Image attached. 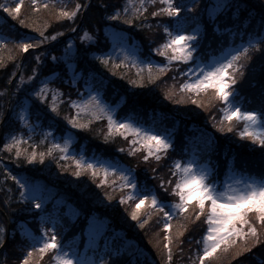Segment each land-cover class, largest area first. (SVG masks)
Wrapping results in <instances>:
<instances>
[{"label":"trees","instance_id":"16d2710c","mask_svg":"<svg viewBox=\"0 0 264 264\" xmlns=\"http://www.w3.org/2000/svg\"><path fill=\"white\" fill-rule=\"evenodd\" d=\"M3 2L5 0H0V3ZM87 2L88 0H79L82 5H86ZM76 3L77 0H38L37 4H33L32 0H25L21 7L20 16L15 19L0 10V40L4 41V44L0 45V58H2L0 59V112L8 117L6 123H1L0 141L4 140L5 135L10 130L16 134L25 129L22 126L24 123L20 119V114L22 113L21 110L27 107L31 111L29 118L33 119L38 128L48 129L49 125L53 124L52 129L57 134L72 132L77 139L76 146L78 148L83 146L87 154L128 164L135 169L138 183L143 184L146 178L148 187L155 188L159 199L170 201L176 198L170 191L165 193L160 188V179H175L171 176L174 161L178 159L185 161L196 152L202 160H206V163L211 166V172L219 182H224L228 175L235 173L259 176L260 173L264 172V154L257 147V151L254 152L250 146L251 143L248 141L242 142V138L238 136H233L230 133H219L213 128V124L219 123L221 118V113L217 108L209 105L206 101H203L205 107L200 108L198 104L193 103V99L190 97L185 101L189 105L184 107L175 105L172 99L169 100L165 96L167 90L165 83L168 78H159L155 84L148 83L140 88L129 84L128 79H139L140 76H144L147 80L148 73L147 71L140 72L138 75L130 64L127 68L122 65L116 69L117 72L124 73L123 77L114 75L102 67L99 72L93 70L98 62L91 59V52H95L97 48H103L105 43L111 47V38L107 41L104 39L106 35L110 36L109 29L130 30L132 41H137L142 44V47L145 41L150 40V38L152 43L155 41V44L158 45L166 39V36L162 34V25L167 22V18L151 17L150 12L155 9L149 8V13L146 14L148 15L146 23L151 24V28L140 29L123 25L121 29L117 28L116 24H122V21L113 22L108 20V17L113 15L115 8H120L121 5L128 3V0H92L89 6L79 11L75 22L66 18L63 20L56 19L59 8L65 7L66 10H71ZM182 3L188 7L187 11H182V21L188 29L198 27L201 33L198 37L201 40L199 51L205 61L224 56L228 54L230 49L239 47L247 41H252L253 45L259 44L261 36H264V33L257 32L261 16L264 15V7H262L264 0H226V5L230 3L231 7L224 6V9L214 14L210 8L215 4L214 0H196L195 4L192 0H182ZM45 4L48 5L46 8L44 7ZM203 4L208 5L207 9L202 6ZM157 6L162 5L158 4ZM210 17H219V20L214 21ZM19 19H24L25 24H19ZM157 20L161 22L160 25L157 24ZM217 23H219V27H217ZM32 24L35 27H29ZM37 29H41L45 36H52L56 33H62V35H56L55 40L49 39L44 44L38 45L35 50L30 48L26 53L22 52L17 47L19 43H35L41 38ZM85 30L97 36L100 43L93 45L87 40H81L80 36ZM66 34L68 36L64 37ZM69 40L74 42L72 52L77 49L81 52H90L88 64L85 65L81 62L77 68V71L85 68L87 71L83 72L74 84L69 81L72 72L70 70L65 72V62L62 59ZM240 50L243 52V47H240ZM40 53L43 55H41L38 65L35 57ZM52 55L61 57V59L52 60ZM246 55L251 59L242 58L241 63L251 64L252 69L249 71L246 67L244 69L245 78L243 82L238 79V83H240L241 96L247 97L255 106L258 104L261 89L264 88V77L261 75L264 53L250 47ZM13 56L15 57L14 60L11 59ZM160 59L162 63L167 62V58L164 56H161ZM113 60L115 61V57ZM36 67L40 69L39 82L46 80L53 91L59 89L60 92L64 93L63 96H57L61 115L56 118V122L48 119L38 120L37 110L32 106L31 92L39 86V82L34 83L28 80V77L32 75V69ZM21 76L24 78V84L17 91ZM168 76L175 77V80L178 79L177 84L183 82V78L179 76L175 67L168 72ZM160 77H164V75ZM90 88L103 91L106 97L113 99V103L118 104L120 116L142 121L160 132H174L172 135L175 149L169 151L168 157H162L166 161L164 165H158V161L150 158V163L147 166L151 168L142 171L138 161L128 154V141L131 140V135L127 140L118 134L109 135L104 119L79 121L85 124L90 121L89 129H74L71 125H67L64 117L66 115L74 116V108L70 107L68 102V91L84 94ZM213 113L216 116L215 121L209 118ZM214 133L215 140L213 143H209L213 139ZM43 143L46 144H40L39 150L44 151L50 148L51 145L48 142ZM24 147H28V144L26 143ZM121 147L125 149L124 152L119 151ZM57 151L56 149L53 150V156L60 159L61 156ZM243 155H246L245 160L242 159ZM0 158H3V164L0 165V193H3L0 195V204L3 208V214L0 213V219H3L2 222L4 221L3 224L6 228L14 227L16 229L18 239L29 240L28 228L35 235H40L38 225L42 218L45 221L42 227H47L50 235L54 225H56L58 241L62 240L65 248L86 249L94 254L95 260L100 257V249L104 248L105 238H107L110 241L109 248L117 246L123 248L128 254L133 255L138 264H167V259L163 255L164 252L158 253L151 243L148 244V241H151L148 226L154 220H150L144 228H140L136 221L128 223L127 215L129 217V211L131 212L134 208V201L118 205L116 200L122 194L115 185L99 189L96 186V181H93L90 176L86 183H78L77 181L85 178L72 176V169L75 165L67 159H60V163L68 169L62 171L57 164L48 162L52 159L51 157L45 161V165L39 167L18 164L10 158V154L6 151L0 152ZM5 167L12 175L19 176L27 173L30 180L46 181L47 186L56 190L65 203L58 206L50 201L43 210L28 208L27 202L19 198L17 193L19 186L11 180L10 176H7L4 171ZM152 168L156 169L155 173L151 171ZM113 187H115V191H113ZM165 187L170 189L168 185ZM105 191L113 195L112 201L105 202L106 197L100 198ZM9 197L11 198L10 207H4V201ZM88 215L106 220L103 237L96 243L99 247L91 246L92 243L88 242L89 237L81 233ZM202 233H204V229L200 231L197 237L200 244L203 240ZM184 236L174 237L172 264H186L184 254L180 251L185 243ZM127 241L133 244H128ZM179 241H183V243ZM133 245V252H129L128 249L133 248ZM256 250H259L260 258L246 252L243 254V259L238 256L233 258L234 252L231 250L232 255L228 254L222 259V264H264V249L257 246L253 251ZM21 252L20 246L9 243L6 248L0 250V264L19 263ZM195 257L199 258L198 256ZM49 258L48 256L42 263H45ZM39 261V259H34L30 264H39Z\"/></svg>","mask_w":264,"mask_h":264},{"label":"snow or ice","instance_id":"6c2138e0","mask_svg":"<svg viewBox=\"0 0 264 264\" xmlns=\"http://www.w3.org/2000/svg\"><path fill=\"white\" fill-rule=\"evenodd\" d=\"M33 4H37L38 0H32ZM193 4L196 0H192ZM25 0H5L0 3V10H3L12 18H18L21 14V7ZM162 6H157V5ZM48 5L45 4L46 8ZM207 9L208 5H202ZM86 7L77 0L75 7L71 10H66L65 7L59 8V14L56 16L57 20L67 19L75 22L79 11ZM231 7V4L225 5ZM264 7V4H262ZM149 8L155 10L150 12L153 18L165 17L167 22L162 25V34L166 36L163 43L158 44L155 48L149 49V58L151 53H157L167 58L166 63H148V58L141 59L137 56L130 58L128 52H139V45L132 41L129 31H114L109 29V35L104 37L105 41L109 38L112 40L111 47L107 43L103 48H97L95 52H91V59L97 61L93 70L99 72L102 68L108 69L114 75L123 77V72H117L116 69L122 65L127 68L129 66L126 61L135 59L138 67L137 74L139 75L141 69H146L148 79L144 76L139 79H128V83L133 86L143 88L146 84H155L161 75H166L173 67H175L179 76L183 78V82L179 88L176 89L175 83L172 88L165 92V96L171 100L174 94H181L193 98V103L198 104L200 108H204V102L199 99L201 96L208 97L207 103L221 113L219 123H214L213 128L219 133H230L233 136L242 138L243 141H250L251 147L259 146L258 150L264 154V88L261 89L258 104L253 106L252 101L240 94V82L245 78L244 69L247 67L249 71L252 69L251 64L241 63V59L250 60L246 54L249 48L252 47L260 53H264V36H261L259 44H252L249 42L248 46L241 45L229 50L228 54L212 61H205L199 51L201 48V33L199 29L189 30L186 24L182 21V11H187V5L182 3V0H128V3L121 5L120 8L113 10V15L108 17V20L117 22L122 21V24H116L117 28H123V25H130L134 28L144 29L151 28V24H147ZM214 21H218L219 17H210ZM19 24L24 25L25 20L19 19ZM157 24L161 22L157 20ZM29 27H35L34 24ZM219 27V23H217ZM40 33V39L35 43L21 42L17 47L22 52H27L30 48L36 49L38 45L44 44L47 40H55L56 33L52 36H45L41 29H37ZM75 31V29H72ZM258 33H264V15L261 16L260 25L257 28ZM81 40H87L93 45H98L100 40L97 36L92 35L85 30L80 36ZM151 39V38H150ZM4 41L0 40V45ZM74 42L69 40L63 56L65 62V72L71 71L72 76L69 77L70 83H75L76 79L81 76L87 68L77 71L80 63L88 64L89 51L81 52L77 49L72 52ZM240 47H243L241 52ZM43 53L35 57L37 64L40 63V57ZM117 60H113V57ZM123 59H120V57ZM2 59V58H0ZM15 59V57H11ZM61 57L52 55V60H60ZM183 65V68H181ZM153 67L157 69L158 75L152 76ZM39 67L32 69V75L28 80L34 83L39 82ZM261 75L264 77V64L261 65ZM175 80V77H170ZM24 84L23 76L20 77V82L17 85V91L20 86ZM91 94L86 100L72 99L68 97L70 107L76 109V115H66L64 119L67 125H71L74 129H89L88 124L79 122L81 113L96 115L99 111L102 115H96L97 119L107 117L108 120V134L116 133L126 140L131 135V140L128 141V153L131 156H136L140 151L143 154L140 159L145 163H150V158L160 161L162 157H168L169 151L175 149V143L170 136L158 134V130L147 126L142 121H133L127 116L116 118V115L101 102L98 92L90 90ZM64 93L59 89L53 91L49 83L45 80L39 82V86L31 92L30 99L32 106L37 110L36 115L38 120H52L56 122V118L61 115L60 106L57 103V96H63ZM79 96V93H77ZM252 108V110H249ZM20 119L25 125L32 128L28 119L31 114L30 109L23 108ZM211 120L215 121V113L210 115ZM8 117L0 112V123H6ZM66 125V127H67ZM53 124L49 125V131L42 132V136L46 141L51 135ZM34 131V128H33ZM32 136L25 140L21 133L13 134L10 130L0 141V152L6 151L10 154V158L15 160L18 164H27L29 166L39 167L45 165V161L51 157L49 163H55L62 171H67L64 164L60 163V159H67L65 155L60 159L53 156V150L58 149L63 153L68 152L67 142L64 145L55 142L50 148L44 151L39 150L40 144L37 142L32 144ZM215 140V133L213 139ZM28 147H24L25 144ZM120 152L125 149L121 147ZM75 167L72 169V176L77 178H85L77 181L78 183H86L87 178L96 181V186L99 189H104L106 186L115 185L121 189L127 188L129 195H121L116 200V203L127 204L132 201V192L137 194V202L134 204L130 216L133 221L138 222L140 228H144L150 220H152V212L159 210L163 216L161 222L163 228L167 229L165 237V248L167 249V264H172L173 261V241L172 233L173 216L185 214V218L190 220L193 227H201L206 229V234L203 235L204 241L202 255L197 252L199 257L198 264H222L217 253L220 249L221 253H228L232 255L230 250L234 249V256L244 258V253H251L253 249L260 246L264 249V172L259 174L258 178L247 176V182L244 179L237 181L239 187L233 188L231 185H221L215 178V175L209 170L199 167L196 163L189 161L182 164L180 161H174V169L171 170V176L175 179L165 180L160 179V188L165 193L169 191L176 198L174 202L165 199H158L154 187H148L145 184L137 182L135 169L131 166L121 164L119 161H102L98 160L95 155L92 157H85L77 159L72 157ZM3 164V158H0V165ZM71 167V166H69ZM7 176L11 177L19 187L17 189L18 196L21 200L27 202L28 208L41 209L44 208L45 198L42 193L37 192L34 195H27V182L23 181V177L12 175L5 167ZM153 173L156 172L152 168ZM242 171V170H241ZM119 176V184L116 181H110L109 176ZM99 178V179H97ZM166 185L170 186L165 187ZM22 189V191H21ZM10 191V190H8ZM115 191V187H113ZM145 193H150L145 194ZM3 195V193H0ZM99 195V193H98ZM107 198V201L114 199L113 195L107 191L100 196L101 199ZM11 198L4 201V207H10ZM148 207L151 211H144ZM173 209L175 211H173ZM2 213V209H0ZM78 214V213H77ZM45 221L41 218L38 228L41 234L32 236L31 243L27 244L22 239H18V233L14 227L6 228L0 222V250L6 248L9 243H15L22 248L21 259L19 264H30L34 256H39L41 259L50 251L55 252V260L57 264H81L76 258V253L70 249L65 251V245L62 240L58 241L56 235V225L52 229V235H49V229L42 227ZM186 228L177 232V236H183ZM105 231V223L98 220L94 215L86 216L85 227L81 229V233L88 236L93 241H98L103 237ZM159 235V233H157ZM157 240V244H159ZM183 243V241H179ZM110 241L105 238L104 248L100 249L101 255L94 262V264H138L133 255L128 254L121 247L109 248ZM39 245V247H37ZM99 247V245H96ZM107 249V250H106ZM183 251V249H180Z\"/></svg>","mask_w":264,"mask_h":264},{"label":"rangeland","instance_id":"374dc122","mask_svg":"<svg viewBox=\"0 0 264 264\" xmlns=\"http://www.w3.org/2000/svg\"><path fill=\"white\" fill-rule=\"evenodd\" d=\"M214 1H215V4L213 6H210L211 12L213 14L218 12V11H220L221 9H224L225 8L224 6L226 5V0H214ZM197 28L198 27H195V28L191 27V28H189V30L197 29ZM111 30L119 31V30H116V29H111ZM132 42L133 41H129L130 44ZM250 42L252 43V41H250ZM135 43L139 45L140 51L139 52L129 51L128 52V56L130 58H134V57L139 56V57H141V59L148 58L146 60V62H148V63H152V62L162 63V60L160 59L162 55H160V54L151 53V57L149 58V49H153V48H155L157 46L155 44V41L153 43H152L151 39L148 40V41H145V44L143 45V47H142V44L138 43L137 41H135ZM248 44H249V42L247 41L243 45L244 46H248ZM220 57H222V56H219V57H216V58H212V59H210L208 61H212L213 59H218ZM120 59H123V57L121 56ZM115 60H117V57H115ZM126 63L132 65L134 67V70L137 71L138 64H137L135 59H130L129 61H126ZM146 71H147L146 69H141V72H146ZM168 72H170V71H168ZM168 72H167V74H168ZM167 74L164 75V77H160L162 79L163 78H168L166 80V83H165V85L167 86V90L172 88V85L174 83L176 85V89H178L181 83L178 82V84H177L178 79L173 80V79L170 78L171 76L167 77ZM152 75L153 76H157L158 75L157 69L155 67H153ZM247 80H250V79H247ZM9 88H10V84H9ZM90 90H95L96 92H98L99 98L101 99V102L104 105H106L116 115L117 119H120L121 117H123L122 115L120 116V113L118 111V104H114L113 101H112L113 99H110V98L106 97L105 94H103V91H100L98 89L90 88L84 94L80 93L79 96L77 95V92L68 91L69 95H67V96L68 97L71 96L74 100L75 99L86 100L88 98V96L91 94ZM187 98H188V96H183L182 97L181 94H174L172 100L174 101L175 105L180 106V107H184V106L189 105V104H187L185 102ZM190 98H192V97H190ZM199 98L202 101H206V102L208 101V97H206V96H201ZM73 114L76 115V109H74V113ZM21 115H22V113L20 114V116ZM96 115H102V114L99 111H97ZM96 115H91V114H87V113H83L82 112L79 121H84V120H87V119H97ZM28 119L30 121V124L32 125V128H30L28 125L23 124L22 126H24L26 130L23 129L20 132L21 134L24 135L26 141L28 140L29 136H32L33 137V140L31 141L32 144H35V143L38 142L39 144H43L44 145L46 143H43V142H48L51 145L53 143V137L56 138L55 142L60 143L61 145H64L67 142L68 152L66 154L61 152L58 149H56V150H58L57 152L59 153V155L61 157L66 155L68 157L67 160H71L72 163H74V161L72 160L73 156H75L77 159H81V158H85V157H92L94 155V154L93 155L92 154H87L86 149L83 146L78 148L76 146V144H77L76 140L77 139L75 138V135L72 132H70V131L66 132L65 134H57L53 129H51V135L48 136L47 140L45 141L43 136H42V132L49 131V128L47 127L48 129H40L33 122V119H31L29 117H28ZM102 119H104L105 124L107 125L106 127L108 129L107 117L105 116ZM129 119H132V118H129ZM132 120L136 121L134 119H132ZM0 126H1V123H0ZM33 128H34V131H33ZM113 134H116V133H113ZM158 134H164L166 136H170L174 140V137L172 135V134H174V132L170 133L169 131H167V132L158 131ZM248 143H251V142L248 141ZM256 147L259 148L258 145ZM256 147L255 148L252 147V149H254V152L257 151ZM245 156L246 155H243V158H242L243 160H245ZM95 157L98 160H102V161H112V160L100 157L98 155H95ZM132 157H134L138 161V163L140 164L139 168L142 171H144L146 168H149V169L151 168V167L147 166V164H145L140 159V157H141L140 151L137 152L136 156H132ZM177 161H180L182 164H186L189 161H191L193 163H196L199 167H201L203 169H206V170H209L211 172V166L208 165V163H206V160H202L199 157V155L197 154V152H196V154L193 153L192 155H190L188 157V159H186L185 161H183L181 159H178ZM165 162L166 161L162 158L160 161L157 162V164L158 165L159 164L164 165ZM123 165L129 166L128 164H125V163H123ZM247 176H252V175L247 174ZM19 177H23V181L22 182H24V181L27 182V187H28L27 195L31 196V195L36 194L37 192L43 194V196L45 198L44 207L50 201H53L58 206L63 204V203H65L63 198L60 196V194H57L58 192L56 190H54L51 186H47L48 183L46 181L45 182L47 184L45 182L39 180V179H36L34 181L30 180V176L27 173H23L22 175H19ZM252 177L258 178L259 176H252ZM241 179H244L245 182H247V177L245 175H240L238 173H235V174L228 175V177L226 178V180L224 182H219V181L218 182L221 185H231L233 188H236V187H239V184L237 183V181H239ZM109 180L110 181H116V185L119 184V176L118 175L117 176L110 175L109 176ZM143 184L148 186V180H146V178L144 179ZM116 187H118V186H116ZM21 191H22V189H21ZM119 191H120V193L122 195H125V192H126V195H129V190L127 188H124V189L119 188ZM145 194H149L150 195V193H145ZM131 195L134 198V199H132V202L134 201L133 204H135V202H137V194L135 192H132ZM156 195H157V197L159 199V196H158L157 193H156ZM174 201L175 200H172V202H174ZM0 209L3 210V208L1 207V204H0ZM36 210H41V209H36ZM144 211H151V209L146 207L144 209ZM173 211H175V210L173 209ZM129 213H131V212L129 211ZM2 214H3V212H2ZM4 214H5V212H4ZM46 215H48V214H46ZM162 216H163V214L159 210H156V211L152 212V220H154V221L151 222L150 223L151 225L148 226V232H149V236H150V239H151V241H148V244L150 245V243H151V245L154 247V249L158 253L160 251L164 252L163 255L166 258L167 257V249L165 248L164 245L166 243L165 237L167 235V231L168 230L163 228V223L161 222ZM96 218L98 220L103 221L105 223V228H106V220H104L102 218H98V217H96ZM2 220L3 219H0V222H2ZM127 221H128V223L135 222V221H133L131 219V216L128 217V215H127ZM172 223H173L172 233H173L174 237L177 236L176 235L177 232L180 231L181 229L186 228V230H187L186 233H184V235H185L184 236L185 243L183 245V251H182L183 254H184V259H185L186 264H198L199 258H197L195 256H198L197 255L198 251L202 255L203 246H204V241L202 240V243L200 244V242H199V240L197 238L199 233H200V231L202 230L201 227H195L194 228L192 223H191V221L186 219L185 218V214H183V213L180 214V215H174ZM27 233H28V236H29V240L24 239V242L27 243V244H30L31 243V238H32V236H35V234L32 233V231L29 228L27 230ZM157 233H159V235H157ZM205 234H206V229H204V233L201 234V237L203 235H205ZM51 235H52V233H51ZM262 239H263V237H262ZM157 240L160 241L159 244H157ZM88 242L92 243L91 246L92 245L94 246V245H96V243L98 241H93V240L89 239ZM127 243L129 244L130 242L127 241ZM130 244H133V243H130ZM37 247H39V245H37ZM172 248H173V246H172ZM69 249L72 252L76 253V258L79 261H81V264H94V262L96 261L94 259L95 258L94 254L90 253L86 249H81L80 250V249H77V248H68V247H66L65 251H68ZM128 250H129V252H133L134 245H133V248L128 249ZM232 252H234V250H232ZM248 254H252L254 257L260 258L259 250H256V251L252 250V252L248 253ZM193 255H195V256H193ZM48 256L50 258L45 263H42L44 261V259L48 258ZM214 256H218L219 259L222 261V259H224L226 256H228V253H221L220 249H217V253H215ZM34 259H37V260L39 259L40 260L39 264H46L47 262H48V264H57V262L55 260V252H51V251L48 254H46L42 259L38 255L34 256L33 260ZM50 260H51V262H49ZM17 264H19V263H17Z\"/></svg>","mask_w":264,"mask_h":264},{"label":"water","instance_id":"95a60500","mask_svg":"<svg viewBox=\"0 0 264 264\" xmlns=\"http://www.w3.org/2000/svg\"><path fill=\"white\" fill-rule=\"evenodd\" d=\"M92 0H88L86 7L91 3ZM68 36L67 34L64 37Z\"/></svg>","mask_w":264,"mask_h":264}]
</instances>
